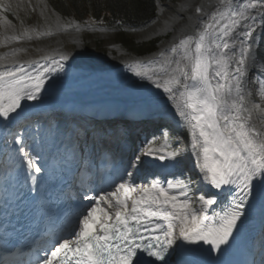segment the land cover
I'll use <instances>...</instances> for the list:
<instances>
[{"label":"snow or ice","instance_id":"1","mask_svg":"<svg viewBox=\"0 0 264 264\" xmlns=\"http://www.w3.org/2000/svg\"><path fill=\"white\" fill-rule=\"evenodd\" d=\"M220 2L224 10L214 11L197 37L181 39L170 49V58L129 66L136 76L162 88L173 102L178 123L190 133L199 179L137 185L134 173L127 169L118 179L102 178L99 190L92 189L95 195L85 193L89 203L81 205L73 230L51 248L42 249L45 254L36 264H191L185 257L194 250L176 253L177 239L207 245L200 250L207 258L203 264H218L212 254H223L222 246L235 239L246 207L251 208L257 196L264 202V46L254 35L257 17L264 22V0H249L242 8L233 7V0ZM10 10V4L0 3V24L10 26L3 15ZM259 28L264 30V23ZM25 38H32L27 29L0 42ZM66 59L61 55L59 60L31 62L26 67L0 57L9 65L0 70V119L19 116L22 101L39 99L46 75L63 70L61 61ZM252 72L256 75L250 77ZM250 95L259 100L253 103L261 113L255 119L247 106ZM179 154L172 151L158 158L175 159ZM135 161L142 163L139 156ZM28 165L33 167V161L28 160ZM129 167L136 168V163L130 162ZM194 183L221 191L227 187V205L209 216L207 210L217 200L203 192L194 200L190 195Z\"/></svg>","mask_w":264,"mask_h":264},{"label":"bare ground","instance_id":"2","mask_svg":"<svg viewBox=\"0 0 264 264\" xmlns=\"http://www.w3.org/2000/svg\"><path fill=\"white\" fill-rule=\"evenodd\" d=\"M22 0H14L13 3L19 4ZM33 0H25V3L32 4ZM249 0H233V7H243L244 3ZM47 0H35V4L39 9L41 16L47 20V17L52 19L55 23H58L59 18L50 15L47 11ZM19 8V7H18ZM200 8L201 12H197L196 9ZM33 8H28L27 11L33 13ZM224 5L220 0H176L175 2L162 3L157 2V15L156 18L148 24L146 27L135 31L137 39L141 42L149 41L157 38H163L168 35L169 38L160 43L157 50L151 55L143 58L136 59L132 56H128L119 47H112L111 51H115L113 54L110 52L108 55H96L87 52L80 44L79 35L81 30L77 27L72 34L74 41L77 44V48L74 52L65 53L61 48V37L65 33L64 30L57 25L56 29L50 31L51 35H38L46 36L44 41L39 40L40 44L44 47L48 45L53 46L52 55L49 57L36 60L40 64H45L46 61L50 62L52 59L59 60L61 55L67 56V59L61 61L64 65L63 70L57 69L46 75L45 86L39 94V99L45 98L46 100L51 98L54 101L59 100L62 96L71 94L77 99L87 100L94 103H107L112 107H135V106H169L168 111L171 118L178 123L180 118L175 111V106L172 101L167 98V94L163 92L162 88H157L156 85L145 78H141L135 75V73L129 67L133 62L140 61L141 63H147L148 61H163L171 57L170 49L178 44V42L191 35L197 37L199 32L203 30L206 23L209 22L211 15L214 11H223ZM261 11H264L262 9ZM255 15V13H252ZM7 18V17H6ZM36 21V16L34 17ZM31 21V22H35ZM47 22V21H46ZM61 23V22H60ZM262 22L257 17L256 25L257 31L254 33L257 42L260 36L264 33V30L259 28ZM47 24V23H46ZM0 35L11 36L5 31V25L1 24ZM62 25V24H61ZM8 27V26H7ZM9 28V27H8ZM78 29V30H77ZM9 31H11L9 29ZM47 31V30H46ZM41 31V32H46ZM31 35V34H30ZM264 37V36H263ZM27 40V39H25ZM31 40V39H30ZM20 41V40H19ZM22 41V40H21ZM261 46H264L260 41ZM13 45V41L7 43ZM8 48V47H7ZM161 53L165 55L161 57ZM16 50L8 49L3 56L8 60L19 61L16 57ZM28 64H25L27 67ZM6 65L3 61H0V70H4ZM74 74L91 75L86 80H75ZM256 73L252 72L251 76H255ZM37 99V100H39ZM247 99V106L252 109L253 118H257L261 115L259 109L253 107V103H259V100L254 96H249ZM37 100H25L22 101L23 107H29L34 105ZM149 117L153 118L154 115L149 113ZM2 120V119H0ZM8 120L0 128V140L3 135L8 133L7 124L12 121ZM178 131L182 138L183 158H178L177 161L186 162V166L191 167L194 174L197 176L198 169L195 167V156L191 150V137L187 132L186 125L179 123ZM139 152L132 153L128 164L125 165L120 175H123L125 169L129 171V164L138 156ZM198 178V176H197ZM133 179V178H132ZM199 179V178H198ZM206 183H199V191L206 187ZM198 191V192H199ZM255 203L259 214L264 215V202L261 201L259 196L253 201ZM187 245V248H192L191 245ZM196 264V262H193Z\"/></svg>","mask_w":264,"mask_h":264},{"label":"trees","instance_id":"3","mask_svg":"<svg viewBox=\"0 0 264 264\" xmlns=\"http://www.w3.org/2000/svg\"><path fill=\"white\" fill-rule=\"evenodd\" d=\"M50 6L63 17L80 21L90 18L99 25L115 28L112 44L120 45L132 55L144 56L156 49L158 41L137 44L123 31L145 27L156 18L155 0H50ZM89 40L99 52H106L109 46L104 40Z\"/></svg>","mask_w":264,"mask_h":264},{"label":"rangeland","instance_id":"4","mask_svg":"<svg viewBox=\"0 0 264 264\" xmlns=\"http://www.w3.org/2000/svg\"><path fill=\"white\" fill-rule=\"evenodd\" d=\"M13 1L14 0H0V3H2V4H10L11 5V10L10 11H7V12H4L3 13V15L5 16V15H7L8 16V18H9V20H10V26H5V29L6 30H8V31H5V33H7V34H9V35H20L25 29H27L28 30V32H29V35L31 34V40L30 39H27V38H25V39H27V40H25V39H22V41L20 40V41H13V45H14V47H12V46H10V45H8V44H6V42H0V56H3L5 53H6V50L7 49H11V50H13L12 48H15V49H17V48H19V46L21 45H26V46H31V44L32 43H34V42H37V38L38 39H40V38H44V37H46V36H38L37 35V33H40L41 31H48V30H50V31H52V30H54V29H56V27H57V25L58 26H60V28L62 29V30H64L65 32H66V34H68V32H70V31H72V30H75L76 29V27H78V25L76 24V23H74L73 21H71V20H61V23H60V18H59V16L58 15H56L54 12H53V10L50 8V6H49V3H48V1L49 0H47V11H48V13L50 14V15H54V16H56V17H58L59 18V20H58V23H55L52 19H50V18H48L47 17V20H45L42 16H41V14H40V12H39V9H38V7L36 6V4H35V0H33V2H32V4H27V3H25V0H22L21 2L23 3V4H21V2H20V4H17V2H16V4L15 3H13ZM158 1V0H157ZM176 0H166L165 2L166 3H171V2H175ZM160 2V1H159ZM164 2V3H165ZM19 7V8H18ZM28 8H33L34 10H33V13H31V12H29V11H27L28 10ZM36 16V21L34 20V17ZM31 21H35V22H31ZM47 21V22H46ZM47 23V24H46ZM62 24V25H61ZM2 25L0 24V27H1ZM80 28V30H81V35H79V40H80V44L83 46V48H84V46L86 47L87 45H90L88 48H90V47H93V44H88L87 42H85V40H86V38H87V36L86 35H91L89 38L90 39H92V40H96V39H103V40H105V41H107L108 43H111L112 42V39L114 38V36L111 34V32L110 31H108V30H99L98 28H96L95 27V25L94 24H91V23H87V25H84V26H79ZM83 29V32H82V29ZM9 29L11 30V31H9ZM33 29H35V31H33ZM128 32V34H129V30H127ZM132 33H134V34H132V35H130L131 37H133L134 39H135V42L137 43V44H141V43H144V42H141V41H139L138 39H137V36H136V34H135V31H133ZM65 33L63 34V35H66ZM72 34H75V33H71V35ZM169 36L170 35H168V36H166L165 37V40L167 39V38H169ZM84 38V42L82 43V39ZM4 40V37H3V35L1 36L0 35V41H3ZM41 41H44V39H42ZM75 42V41H74ZM68 43L70 44V46L71 47H73L72 45H71V43H72V40H68ZM76 43V42H75ZM34 46V45H33ZM8 47V48H7ZM117 47H119V46H117ZM120 48V47H119ZM111 49H112V47H110L109 49H108V52H107V54H105V55H108L110 52H112L113 54H115L116 52L115 51H111ZM35 50V49H34ZM72 52H74V51H72ZM88 52V51H87ZM90 52H92V51H90ZM93 53V52H92ZM179 133H180V131H178ZM180 140H182V138L180 137V138H178L177 140H176V143H179V141ZM151 142V141H150ZM143 145V149H145V151H149L150 150V148H147L148 146H152V145H150V144H148L147 143V141H145V143L144 144H142ZM153 147V146H152ZM169 147V148H168ZM152 150V149H151ZM158 150H160V151H167V152H169V150H170V145L169 144H166V143H164V141L162 142V144H160V146L158 147ZM138 152V151H137ZM166 152V153H167ZM140 155V153L138 154V156ZM178 157V156H177ZM176 157V158H177ZM175 158V159H176ZM132 163H136V168H133V170H131L133 173H134V175H133V181L135 182V184H137V185H140V184H142L143 182V176L139 173V169L137 168V166H139V163H137L136 161H134L133 160V162ZM174 163L175 164H177L178 163V161L176 160V161H174ZM128 168H130V167H128ZM135 169V170H134ZM186 169V168H185ZM130 170V169H129ZM135 177V178H134ZM153 180H150V182H152ZM162 184H165V181H160ZM195 184V183H194ZM192 188H193V191H192V193H190V195L192 196V198L195 200V193H197V192H195V189H194V187H193V185H192ZM199 191V190H198ZM199 193V192H198ZM197 207H199V205H196Z\"/></svg>","mask_w":264,"mask_h":264}]
</instances>
